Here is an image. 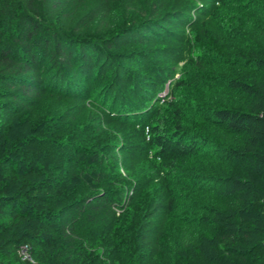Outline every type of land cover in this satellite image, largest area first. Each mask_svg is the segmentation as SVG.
Instances as JSON below:
<instances>
[{
  "label": "trees",
  "instance_id": "16d2710c",
  "mask_svg": "<svg viewBox=\"0 0 264 264\" xmlns=\"http://www.w3.org/2000/svg\"><path fill=\"white\" fill-rule=\"evenodd\" d=\"M0 264H264V0H0Z\"/></svg>",
  "mask_w": 264,
  "mask_h": 264
},
{
  "label": "built area",
  "instance_id": "2783aa9c",
  "mask_svg": "<svg viewBox=\"0 0 264 264\" xmlns=\"http://www.w3.org/2000/svg\"><path fill=\"white\" fill-rule=\"evenodd\" d=\"M19 255L24 261H32V258H31L30 252H29V248L27 245H23L19 249Z\"/></svg>",
  "mask_w": 264,
  "mask_h": 264
},
{
  "label": "rangeland",
  "instance_id": "374dc122",
  "mask_svg": "<svg viewBox=\"0 0 264 264\" xmlns=\"http://www.w3.org/2000/svg\"><path fill=\"white\" fill-rule=\"evenodd\" d=\"M167 85H168V84H167ZM167 92H168V90H166L165 92L161 93L160 96H161V97H162V96H165Z\"/></svg>",
  "mask_w": 264,
  "mask_h": 264
}]
</instances>
